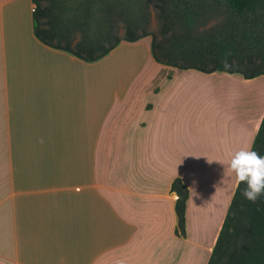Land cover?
<instances>
[{
    "label": "crops",
    "instance_id": "obj_1",
    "mask_svg": "<svg viewBox=\"0 0 264 264\" xmlns=\"http://www.w3.org/2000/svg\"><path fill=\"white\" fill-rule=\"evenodd\" d=\"M35 8L0 0V264H208L239 183L227 165L264 117V74L164 64L146 44L161 76L103 94L94 66L123 43L86 60L36 35Z\"/></svg>",
    "mask_w": 264,
    "mask_h": 264
},
{
    "label": "trees",
    "instance_id": "obj_2",
    "mask_svg": "<svg viewBox=\"0 0 264 264\" xmlns=\"http://www.w3.org/2000/svg\"><path fill=\"white\" fill-rule=\"evenodd\" d=\"M34 1L36 35L45 43L86 60H97L116 47L122 39L120 28L124 27V37L129 41L149 32L147 17L126 19L120 14L126 10L115 3L108 4L92 22L90 8H86L83 17L80 14L63 17L56 11L64 10V0H47L51 2L49 5L43 4L44 0ZM168 1L170 6L164 7L161 32L165 40L172 32L175 40L168 46L154 35L151 49L157 61L204 72H240L247 78L264 74V0ZM214 2L233 16L230 29L217 33L200 30L206 23L205 11ZM48 12L51 19L43 22L41 18ZM77 30L82 35L76 40ZM252 150L264 156V117ZM173 186L178 191L176 232L184 235L189 189L180 178L174 180ZM245 187L244 183H238L208 264H264V196L255 203L248 201L241 195Z\"/></svg>",
    "mask_w": 264,
    "mask_h": 264
},
{
    "label": "rangeland",
    "instance_id": "obj_3",
    "mask_svg": "<svg viewBox=\"0 0 264 264\" xmlns=\"http://www.w3.org/2000/svg\"><path fill=\"white\" fill-rule=\"evenodd\" d=\"M66 3L63 4L64 10L59 9L57 14L63 17H73L77 14H85L86 8H90L93 13L90 12V18L94 22V18L101 16L106 6L110 3L119 5V8H123L122 14L126 19H149L148 34L140 37L137 40L129 41L126 40L125 29L120 28L119 32L122 39L119 43H123L121 48L116 49L114 53H111L107 58L94 66L95 78H101V90L104 94L105 89L112 91L115 87H121L112 83V79L121 80L125 79L128 81L131 78H145L161 76L160 70H157L150 57H148L147 45L152 46L154 35L158 36V39L164 44L171 46L173 39L171 37L172 32H169V39L165 40V36L162 35V21L164 7L170 6L168 0H64ZM51 2L44 0L43 4L49 5ZM61 10V11H60ZM206 23L203 24L200 30H208V32L217 33L221 30H228L232 26L229 24L233 19L230 11L224 10L218 7L217 3L214 2L213 7L210 10L205 11ZM94 16V17H93ZM51 19V13L48 12L44 15L41 20L43 22ZM140 26V24H138ZM45 26V25H44ZM122 26V24H120ZM140 32V31H139ZM76 40L81 37L82 32L77 30L75 32ZM75 40V41H76ZM130 44L145 45L144 50L141 51L140 46H130ZM147 44V45H146ZM152 51V50H151ZM101 59V58H100ZM234 63V62H233ZM237 64V63H234ZM133 93L131 88L130 94ZM134 94V93H133ZM147 92H142L141 96H146ZM127 123V122H126Z\"/></svg>",
    "mask_w": 264,
    "mask_h": 264
},
{
    "label": "clouds",
    "instance_id": "obj_4",
    "mask_svg": "<svg viewBox=\"0 0 264 264\" xmlns=\"http://www.w3.org/2000/svg\"><path fill=\"white\" fill-rule=\"evenodd\" d=\"M214 160H208L212 163ZM225 164L222 161L215 160ZM229 167L246 187L241 195L248 201L255 203L264 196V156L255 150L241 149L232 155Z\"/></svg>",
    "mask_w": 264,
    "mask_h": 264
}]
</instances>
